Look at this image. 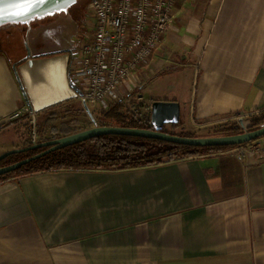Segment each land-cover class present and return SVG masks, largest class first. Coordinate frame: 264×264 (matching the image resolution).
Segmentation results:
<instances>
[{
    "label": "crops",
    "instance_id": "1",
    "mask_svg": "<svg viewBox=\"0 0 264 264\" xmlns=\"http://www.w3.org/2000/svg\"><path fill=\"white\" fill-rule=\"evenodd\" d=\"M66 13L0 27V44L13 47L17 38L29 48L14 60L0 46L1 132L23 118H12L18 110L41 114L80 101L70 82L72 45L61 36ZM143 75L146 105L180 103L177 131L264 112V0H179L163 50ZM0 264H264V159L241 157L234 146L1 181Z\"/></svg>",
    "mask_w": 264,
    "mask_h": 264
},
{
    "label": "built area",
    "instance_id": "2",
    "mask_svg": "<svg viewBox=\"0 0 264 264\" xmlns=\"http://www.w3.org/2000/svg\"><path fill=\"white\" fill-rule=\"evenodd\" d=\"M179 0H89L84 30L73 43L70 80L84 106L108 109L122 101L136 116L150 122L152 103L146 105L139 92L146 81V67L164 47ZM27 114L30 143L39 142L38 116L33 110H18L12 118ZM264 137V136H263ZM262 138V137H261ZM261 138L235 146L243 157L264 159Z\"/></svg>",
    "mask_w": 264,
    "mask_h": 264
},
{
    "label": "trees",
    "instance_id": "3",
    "mask_svg": "<svg viewBox=\"0 0 264 264\" xmlns=\"http://www.w3.org/2000/svg\"><path fill=\"white\" fill-rule=\"evenodd\" d=\"M81 1L84 3L88 2V0H78L77 3ZM87 109L90 110L89 107ZM82 110H84V108ZM52 113L55 112L52 111L45 118H43V120H38L37 130L41 135L40 141L54 139L77 132L76 130H72L70 128L69 122H62V132L60 135H57L58 128H56V125L54 126L55 122H51L55 119L54 116H50ZM150 115L152 116L151 112ZM89 116L92 120V126L118 125L127 127L154 128L152 119L150 122L145 123L136 116L128 104L122 101L113 103L105 110H90ZM249 119V124L244 123L243 126L241 123L235 122L231 126L221 128L217 134L239 133L242 132L244 128L255 129L264 124V112L252 116ZM180 121L178 123L171 124L170 128H167L166 124L163 130L172 134L197 136L194 132H186L183 130L177 131V128L181 123ZM47 125L53 127L52 132L54 131V136L44 137ZM82 128L85 129L88 127ZM30 144L31 143L27 145ZM234 146L236 145L195 146L145 136L128 134H101L85 141L52 151L40 158L34 159L29 163L22 165L16 170L4 173L0 175V182L9 180L14 176L59 169L83 170L98 168H135L144 165L162 163L164 161H170L181 157L220 151ZM43 150L44 148H38L8 155L0 161V166L12 164L26 157L33 156Z\"/></svg>",
    "mask_w": 264,
    "mask_h": 264
},
{
    "label": "water",
    "instance_id": "4",
    "mask_svg": "<svg viewBox=\"0 0 264 264\" xmlns=\"http://www.w3.org/2000/svg\"><path fill=\"white\" fill-rule=\"evenodd\" d=\"M77 1L78 0H48L47 3H38L27 15L6 16L5 19L0 20V27L8 23L30 22L36 17H42L68 9L71 5L77 3ZM4 2L6 3V0H4ZM14 66L16 67V64H14ZM74 87L78 89L76 86ZM85 107L88 108V106ZM151 114L152 124L154 128L127 127L118 125H94L65 136L39 141L27 146L10 149L0 154V161L8 155L14 153L47 147L43 151L38 152L33 156L26 157L12 164L0 166V175L16 170L22 165L29 163L34 159L40 158L52 151L85 141L89 138L101 134H128L135 136H145L195 146L239 145L259 139L264 136V124L255 129L244 128L242 132L233 134L186 136L168 133L163 130L164 126L166 124L178 123L181 118L180 103L174 100H155L152 103ZM241 124L244 126V120H241Z\"/></svg>",
    "mask_w": 264,
    "mask_h": 264
},
{
    "label": "rangeland",
    "instance_id": "5",
    "mask_svg": "<svg viewBox=\"0 0 264 264\" xmlns=\"http://www.w3.org/2000/svg\"><path fill=\"white\" fill-rule=\"evenodd\" d=\"M88 3H84L83 1L79 2V3H74L73 5H71L67 10L66 13V17L69 20L68 26L64 28L63 32H61V36L64 37L65 39L69 40V43L71 45H73V43L79 38V36L82 34L83 30H84V20H87L88 14H87V8H88ZM33 22L32 20L29 22L30 23ZM28 23V22H27ZM56 36V35H55ZM58 37V36H56ZM15 38V37H14ZM5 38H1L0 40H3ZM15 46H4L2 44H0V46L2 45V47L5 48V51L7 53V55L11 58H13L15 60L16 56L20 53H24V54H28L29 53V48L26 45L27 49L25 48V41L22 39H17L15 38ZM1 42V41H0ZM9 44H11L9 42ZM13 49H16L15 51H13ZM71 50V49H70ZM51 58H56V56H53ZM33 58L32 56L29 58V61H32ZM17 61V60H16ZM17 69L21 70V64H17ZM71 82V80H70ZM72 84V83H71ZM74 90V89H73ZM74 92L77 95V91L74 90ZM146 92V90H145ZM79 100V99H78ZM48 108V109H47ZM46 109H43V115H41L40 113H38L37 111V116H38V120L42 118H45L48 113H50V110H53V112L50 116H54L55 119H53V121L51 122H55L54 126L56 125L58 128L57 130V135H60L62 130H61V124L62 122H69V126L72 130H82L84 128L82 127H91L92 126V120L90 119L89 116V111L90 110H96L94 108H90L87 109L85 108V106L80 102V101H72L71 103H58L52 106L47 107ZM56 108L58 109V112L56 110ZM84 108V110H82ZM50 109V110H49ZM35 111V112H36ZM45 112V113H44ZM52 112V111H51ZM86 113V114H85ZM23 118H21V120L17 121L10 129L8 130H4V131H0V154L13 149V145L14 144H19L20 142H22L23 139H27L31 136V123L29 122V118L27 117V114H23L22 115ZM243 120V119H242ZM244 123L249 124L250 123V119H244ZM236 122V121H235ZM238 122V120H237ZM50 124V123H49ZM233 124V122H226L223 124H217V125H211V126H206L203 128H200L196 131H194V133L197 136H206V135H213V134H217L219 133L218 131L225 127V126H231ZM171 124L167 125V128H170ZM53 127H51L50 125H47V130L45 131L44 137L45 136H49L52 137L54 136V131L52 132ZM186 132H192L190 131H186ZM38 133V137L40 138L41 135ZM23 147V146H22Z\"/></svg>",
    "mask_w": 264,
    "mask_h": 264
},
{
    "label": "snow or ice",
    "instance_id": "6",
    "mask_svg": "<svg viewBox=\"0 0 264 264\" xmlns=\"http://www.w3.org/2000/svg\"><path fill=\"white\" fill-rule=\"evenodd\" d=\"M48 0H0V20L9 15H27L38 3H47Z\"/></svg>",
    "mask_w": 264,
    "mask_h": 264
},
{
    "label": "flooded vegetation",
    "instance_id": "7",
    "mask_svg": "<svg viewBox=\"0 0 264 264\" xmlns=\"http://www.w3.org/2000/svg\"><path fill=\"white\" fill-rule=\"evenodd\" d=\"M84 23H85V20H84ZM44 149H46L47 147H43Z\"/></svg>",
    "mask_w": 264,
    "mask_h": 264
}]
</instances>
